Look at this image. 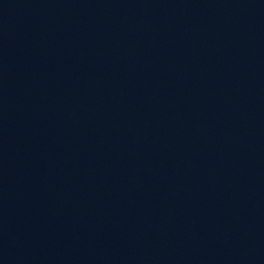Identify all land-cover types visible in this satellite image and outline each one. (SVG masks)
Listing matches in <instances>:
<instances>
[{
	"label": "water",
	"instance_id": "95a60500",
	"mask_svg": "<svg viewBox=\"0 0 264 264\" xmlns=\"http://www.w3.org/2000/svg\"><path fill=\"white\" fill-rule=\"evenodd\" d=\"M0 65L193 264H264V0H0Z\"/></svg>",
	"mask_w": 264,
	"mask_h": 264
}]
</instances>
